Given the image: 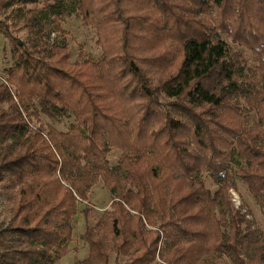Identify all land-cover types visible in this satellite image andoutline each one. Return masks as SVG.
<instances>
[{
  "label": "trees",
  "instance_id": "obj_1",
  "mask_svg": "<svg viewBox=\"0 0 264 264\" xmlns=\"http://www.w3.org/2000/svg\"><path fill=\"white\" fill-rule=\"evenodd\" d=\"M69 8L96 27L98 58L80 47L72 60L51 38ZM8 9L27 39L0 18L18 46L0 75V264L65 256L99 182L110 204L72 264L110 251L126 257L116 264H264V232L231 196L238 179L264 219V0H0Z\"/></svg>",
  "mask_w": 264,
  "mask_h": 264
},
{
  "label": "rangeland",
  "instance_id": "obj_2",
  "mask_svg": "<svg viewBox=\"0 0 264 264\" xmlns=\"http://www.w3.org/2000/svg\"><path fill=\"white\" fill-rule=\"evenodd\" d=\"M61 17V26L66 34L62 36L53 29L51 38L58 40H61V38L65 39L70 47V56L72 60L76 58L77 51L80 47L83 52L92 59L98 58L101 55V46L97 43L96 27L93 25H84L81 18L72 8H69ZM0 18L2 20H7L12 37L18 38L19 42L27 39V30L23 26L16 25L18 20L13 11L8 9ZM12 37H5V35L0 33L1 76H4V69L13 64V54L18 48ZM247 56L250 58L249 52H247ZM250 116L252 115L250 114ZM40 119L44 124L54 127L59 131H66L69 125L74 123V119L70 114L58 118H51L42 114L40 115ZM120 153L118 149H114L107 155L108 161L113 168L118 167L117 163ZM203 180L208 188L212 191L216 190L217 187L208 173L203 176ZM236 185V189L231 190L234 206H243V209L249 213V217L254 221L255 226L264 232V219L258 203L254 197L247 192L245 185L240 180L236 179ZM111 197L110 192L101 182L92 187L88 194L87 201L78 204V212L72 221V238L68 243L69 251L65 256L56 260L54 264H72L87 256V245L83 240L85 227L95 224L103 211L109 207ZM4 204V197L0 193V222H3L8 215L7 210L3 208ZM125 259V256L121 255L116 257L112 251L109 252V264L123 263Z\"/></svg>",
  "mask_w": 264,
  "mask_h": 264
}]
</instances>
